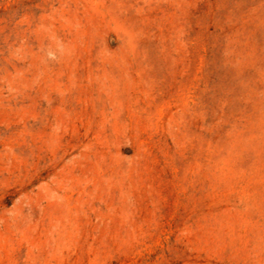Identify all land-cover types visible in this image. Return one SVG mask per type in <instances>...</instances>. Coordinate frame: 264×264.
I'll return each mask as SVG.
<instances>
[{
  "label": "rangeland",
  "instance_id": "obj_1",
  "mask_svg": "<svg viewBox=\"0 0 264 264\" xmlns=\"http://www.w3.org/2000/svg\"><path fill=\"white\" fill-rule=\"evenodd\" d=\"M0 264H264V0H0Z\"/></svg>",
  "mask_w": 264,
  "mask_h": 264
}]
</instances>
